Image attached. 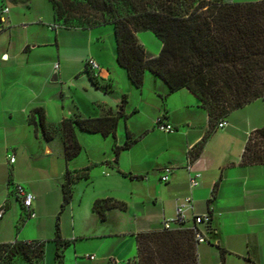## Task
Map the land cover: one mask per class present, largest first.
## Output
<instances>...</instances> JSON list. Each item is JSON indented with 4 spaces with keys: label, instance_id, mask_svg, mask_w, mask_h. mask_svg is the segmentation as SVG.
I'll return each mask as SVG.
<instances>
[{
    "label": "crops",
    "instance_id": "obj_1",
    "mask_svg": "<svg viewBox=\"0 0 264 264\" xmlns=\"http://www.w3.org/2000/svg\"><path fill=\"white\" fill-rule=\"evenodd\" d=\"M30 2L0 0V207L6 205L0 246L48 241L44 263L50 264L56 246L48 233L58 224L62 239L69 242L66 248L74 243L76 254L80 247L96 259L76 256L75 264H137L135 235L161 229L162 221L175 217L177 207L191 197L188 226L193 214L212 217L209 243L197 247L199 264H207V257L210 264H264V164H242L250 135L264 127L263 99L232 112L226 118L228 127L216 130L189 89L170 92L167 83L150 71L140 88L132 84L117 63L112 25L111 49L92 51L91 31L106 25L65 28L52 5L48 12H40ZM2 6L9 11L3 13ZM136 36L149 58L160 54L153 37H140V32ZM69 42L75 46L70 48ZM89 59L99 64L97 72L86 65ZM55 74L58 79L52 81ZM92 76L100 86L93 84ZM36 109L44 111L54 130L52 140L45 138ZM106 116H119L115 135L78 131L81 152L68 160L62 121ZM157 119L176 131L158 130ZM128 134L135 142L116 157L115 147L123 146ZM208 134L203 150L194 157ZM168 166L174 170L170 181L162 183ZM67 171H84L88 177L73 184L72 199L62 210ZM194 173H201V178L192 188L189 179ZM18 184L35 195L32 209L37 216L27 224L22 223L15 192ZM107 198L124 203L126 209H108L102 220L93 205ZM64 258L65 251L62 264ZM15 260L25 264L19 257Z\"/></svg>",
    "mask_w": 264,
    "mask_h": 264
},
{
    "label": "trees",
    "instance_id": "obj_2",
    "mask_svg": "<svg viewBox=\"0 0 264 264\" xmlns=\"http://www.w3.org/2000/svg\"><path fill=\"white\" fill-rule=\"evenodd\" d=\"M22 1V0H21ZM55 18L65 28H94L112 25L116 41L117 63L126 69L136 88L144 82L146 71L161 77L170 92L187 88L208 111L211 126L259 98L264 101V0L233 3L226 0H47ZM19 2V1H16ZM3 9V6H2ZM152 32L163 44L158 56L149 58L139 43L138 32ZM92 82L100 86L96 76ZM106 87V86H105ZM39 125L47 140L54 130L46 122L42 109H36ZM119 116L101 118L71 117L61 123L65 155L68 160L81 152L78 131L115 135ZM209 134L194 151L199 156ZM135 142L128 134L126 143L115 147L116 157ZM117 159V158H116ZM243 165L264 164V127L254 131L243 153ZM84 171H67L62 184V210L72 199V186L87 178ZM23 219L28 212L18 198ZM111 208L126 209L114 199L95 201L93 210L102 220ZM24 222V220H23ZM188 222L172 229L139 232L137 264H199L193 226ZM210 235L213 230L208 227ZM56 264L63 263L59 225L55 238ZM45 241H16L0 246V264H43ZM226 251L221 249V254ZM106 264H114L108 261Z\"/></svg>",
    "mask_w": 264,
    "mask_h": 264
},
{
    "label": "built area",
    "instance_id": "obj_3",
    "mask_svg": "<svg viewBox=\"0 0 264 264\" xmlns=\"http://www.w3.org/2000/svg\"><path fill=\"white\" fill-rule=\"evenodd\" d=\"M8 11L9 9L6 7L2 9L3 13H6ZM86 65L89 66V68L93 72H97L100 69L99 64L93 59H89L86 62ZM55 68L58 69V64L55 65ZM228 125L229 123L227 119L225 118L217 122L215 129L224 130L226 127H228ZM156 127L158 130L165 132V133H174L176 131L174 126H172L169 123H163L160 119L156 120ZM192 159L193 157L191 153H189L188 165H187V169L189 171H191L192 169ZM14 161H15V158L10 157V162L14 163ZM173 170L174 168L172 166L165 167L162 171L160 181L162 183H168L170 181V176ZM200 178H201V173L192 174L189 179L190 186L192 188L196 187L199 184ZM15 192L17 194V197L21 199L24 208L28 212L29 219L35 218L37 215L32 209L34 201H35V195L32 192L26 190L22 185H19V184L15 186ZM189 210H193V200L191 197L185 198L184 201L177 207L175 217L164 219L162 221L161 228L172 229L178 224L187 222V211ZM5 213H6V205H3L0 207V219L4 217ZM211 221H212V217L210 213L193 214L192 226L194 227V230H195V240L197 242V245L201 243H209L210 231L208 230V227H211ZM87 258L92 261L96 260L94 255H87ZM34 264H37V263H34Z\"/></svg>",
    "mask_w": 264,
    "mask_h": 264
},
{
    "label": "rangeland",
    "instance_id": "obj_4",
    "mask_svg": "<svg viewBox=\"0 0 264 264\" xmlns=\"http://www.w3.org/2000/svg\"><path fill=\"white\" fill-rule=\"evenodd\" d=\"M16 1H21V0H8V2H16ZM30 1H31L30 3L32 5V7L36 8V10L39 9L40 12H48L47 10L51 9V4L47 0H30ZM226 1L233 2V3H250V2H258L261 0H226ZM11 6L16 7L14 3ZM36 10L31 11L32 16L35 15ZM91 32L94 34V40H93L94 45H92V51L97 50L98 47H102L104 50H106L108 48L111 49L114 40H113V35H112L113 30H112V27L110 25H106V26H103L101 28H97ZM62 33H69V32L62 30ZM84 33H86V32H84ZM144 35H150L151 37H153L155 43L157 44L158 52H160L161 51L160 41L157 38H155V36L152 33L140 32V37L144 36ZM79 42L82 45V42L81 41H79ZM68 44H69L70 48L75 46V44L73 42H69ZM51 49L52 48H45L46 51H50ZM55 49H56V47H55ZM219 131H221V130H219ZM23 220H24L25 224L32 221L31 218L27 219V220L26 219H23ZM24 222H22V223H24ZM48 236H53L55 238V230H54V232L51 231V233H48ZM209 237L211 238V235H209ZM45 242H46L45 243V256L43 259V264H45L44 261H45V258L47 257V252H48V241H45ZM49 242H52V241H49ZM205 244H207V243H205ZM52 245L54 246V244H52ZM64 251H65L64 264H75L76 256H79V258H81V259L87 258V254H85L84 248L78 247V250H77L78 254L75 253L74 243L67 248L66 247L63 248V253H64ZM54 256H55L54 253H53L52 259L50 256V264H55V261H54L55 257ZM207 260H208L207 264H210V258L209 257H207ZM19 264H22V262L21 263L19 262Z\"/></svg>",
    "mask_w": 264,
    "mask_h": 264
},
{
    "label": "water",
    "instance_id": "obj_5",
    "mask_svg": "<svg viewBox=\"0 0 264 264\" xmlns=\"http://www.w3.org/2000/svg\"><path fill=\"white\" fill-rule=\"evenodd\" d=\"M57 79H58L57 75H56V74L53 75V77H52V81H57Z\"/></svg>",
    "mask_w": 264,
    "mask_h": 264
}]
</instances>
